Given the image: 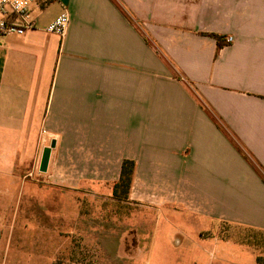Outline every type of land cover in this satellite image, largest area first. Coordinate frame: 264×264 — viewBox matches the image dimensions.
I'll return each instance as SVG.
<instances>
[{"label": "crops", "instance_id": "0c3cea01", "mask_svg": "<svg viewBox=\"0 0 264 264\" xmlns=\"http://www.w3.org/2000/svg\"><path fill=\"white\" fill-rule=\"evenodd\" d=\"M64 9L62 38L46 27ZM34 18L0 33L1 258L30 172L78 189L127 159L157 208L196 215L209 264L251 254L231 240L264 234V0H53Z\"/></svg>", "mask_w": 264, "mask_h": 264}, {"label": "rangeland", "instance_id": "374dc122", "mask_svg": "<svg viewBox=\"0 0 264 264\" xmlns=\"http://www.w3.org/2000/svg\"><path fill=\"white\" fill-rule=\"evenodd\" d=\"M43 143L41 135L40 148ZM41 159L40 153L36 168H40ZM52 178L47 179L37 169L25 179L14 240L9 253L0 256V264L213 262L212 246L196 236V215L169 206L157 208L158 195L141 191L133 184L134 176L128 190L118 191L120 177L115 183L92 179L93 184L84 177V185L78 189L72 176ZM70 178L73 181L68 183ZM33 192L34 199L30 197ZM231 242L233 249L239 250L243 244L251 254L228 256L221 264H254L250 247H264V239L252 240L251 234Z\"/></svg>", "mask_w": 264, "mask_h": 264}, {"label": "built area", "instance_id": "2783aa9c", "mask_svg": "<svg viewBox=\"0 0 264 264\" xmlns=\"http://www.w3.org/2000/svg\"><path fill=\"white\" fill-rule=\"evenodd\" d=\"M53 0H0V33L22 35L36 28L34 12ZM70 25V15L64 9L47 27L46 31L64 37ZM232 37L226 41L231 42Z\"/></svg>", "mask_w": 264, "mask_h": 264}, {"label": "trees", "instance_id": "16d2710c", "mask_svg": "<svg viewBox=\"0 0 264 264\" xmlns=\"http://www.w3.org/2000/svg\"><path fill=\"white\" fill-rule=\"evenodd\" d=\"M218 41V48H221L223 45V38L219 35H213ZM135 161L134 160H124L122 164L120 179L116 184V191L120 188L129 189L132 183L133 174L135 171ZM251 234L252 240H262L264 239V234L262 233H248ZM247 238V236L245 237ZM256 248L261 250V254L257 257V264H264V247L259 244L255 245Z\"/></svg>", "mask_w": 264, "mask_h": 264}, {"label": "water", "instance_id": "95a60500", "mask_svg": "<svg viewBox=\"0 0 264 264\" xmlns=\"http://www.w3.org/2000/svg\"><path fill=\"white\" fill-rule=\"evenodd\" d=\"M55 143H52L51 147H54ZM51 147H48L46 149H44L43 153H42V159H41V164H40V171H46L48 163H49V157H50V150Z\"/></svg>", "mask_w": 264, "mask_h": 264}]
</instances>
